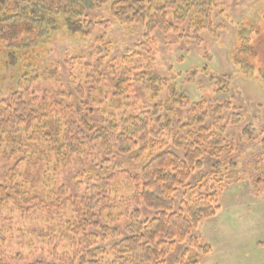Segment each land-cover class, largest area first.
<instances>
[{"label": "trees", "instance_id": "obj_1", "mask_svg": "<svg viewBox=\"0 0 264 264\" xmlns=\"http://www.w3.org/2000/svg\"><path fill=\"white\" fill-rule=\"evenodd\" d=\"M220 1L0 0V92L7 93L0 98V145L10 152H30L24 161L26 168L17 172L21 183L0 185V217L7 207L25 211L24 206H34L36 196L30 191H35L45 174L40 163L51 162L54 171L77 163L82 170L76 177L86 178L83 188L78 186L80 181L76 184V193L68 192L65 184L54 191L65 197L57 207L66 204L70 208L56 228V241L48 238L53 246L46 253L54 262L44 255L27 264H101L99 257L105 248L96 244L100 236L113 239L110 248L117 258L108 264H164L167 253L181 243L188 248L176 264H198L191 249L209 251L193 231L218 210V194L211 175L196 182L198 194L186 189L187 180L201 167L205 153L217 160L215 175L221 164L219 154L227 148L228 125L240 123V115L228 100L192 102L172 86L157 96L167 79L146 69L155 59V31L168 34L186 25L195 33L187 37L198 39L197 33L205 31L218 38L213 15ZM100 8L108 9L109 19L88 17ZM114 23L141 26V39L120 56L110 57L109 42L105 32L101 33L86 58L64 56L69 80L58 66L44 67L50 41L60 33L86 38ZM252 29L238 28L235 63L241 62L238 54L247 48ZM241 68L247 73L251 66L243 63ZM209 76L218 85L226 81L220 75ZM137 82L152 93L148 105L138 100ZM6 83L10 86L2 91ZM241 134L249 140L259 139L264 156V128L258 131L252 124H244ZM123 157L132 159L134 165L140 163V172L128 171L118 161ZM88 162L93 165L85 167ZM97 162L103 174L96 173ZM120 175L130 189L126 196H118L112 189V181ZM253 185L264 187V178L255 177ZM179 188H184L181 206L174 211L173 195ZM111 199H116L115 204L142 205L153 215L142 218L138 209L125 210L121 214L125 222L120 215L111 225L99 222L97 212L110 207ZM120 222L123 225L118 229ZM35 236L42 237L41 232ZM66 238L67 243L63 242ZM58 246L66 251L58 252ZM15 259H22L19 253L8 256L0 246V264Z\"/></svg>", "mask_w": 264, "mask_h": 264}, {"label": "rangeland", "instance_id": "obj_2", "mask_svg": "<svg viewBox=\"0 0 264 264\" xmlns=\"http://www.w3.org/2000/svg\"><path fill=\"white\" fill-rule=\"evenodd\" d=\"M214 12L218 38H212L205 31L197 33L198 39L187 37L195 33L186 25L181 30L179 28L177 32L168 34L155 31V59L149 61L151 63L146 72L167 79L165 86L156 92L157 96L161 97L172 86L177 94L185 95L192 102L228 100L240 115V123L228 125L227 148L219 154L221 164L215 175L212 172L215 171L214 163L217 160L205 153L201 167L195 169L187 180L186 189H193L198 194L199 191L194 186L196 182L204 175H211V185H214L213 190L218 194L219 205L218 210L203 219L193 231L201 245L209 246V251L198 253L191 249L190 252L196 255L198 264H264V187L253 185L255 177L264 178V156L259 139L249 140L241 134L244 124H252L258 131L264 128V0H221L219 9ZM88 17L92 20L109 19L108 9L94 10ZM243 26L253 29L248 34L247 48L238 54L241 62L235 63L233 50L237 46V31ZM104 32L111 50L107 53H110V57H118L141 39L143 29L141 26L124 27L114 23L107 30L96 29L86 38H71L64 32L60 33L50 41L44 67L58 66L64 79L69 80L67 73L70 72L63 66L64 56L86 58L94 39ZM243 63L251 66L249 72H243ZM72 73L77 75L75 71ZM210 74L223 76L226 81L222 80L218 85L215 77L210 78ZM9 84H4L2 91L7 90ZM135 93L139 102L149 104L147 102L152 93L142 83L135 84ZM6 94L0 92V98L7 97ZM29 154L30 152H10L5 145H0V185L9 186L12 181L21 183L17 172L26 168L24 161L29 159ZM40 157L44 158L43 155ZM129 160L132 159L123 157L118 161L131 173H139L141 164L134 165ZM92 163H86L85 167L92 166ZM40 164L45 167V174L36 183L35 191H30L36 196L32 204L34 206H24L25 211L15 206L7 207L0 217V246L8 256L19 253L22 258L15 259L10 264H27L47 256L46 252L52 250L53 246L52 243H47L48 238H52V242L56 241V228L63 224L70 211L66 204L60 205L61 208L57 207L65 197L54 193L56 187L65 184L68 192L76 193V184L80 181L78 186L83 188L86 183V178L79 180L76 177L82 170L77 163L56 171L51 162ZM95 168L96 173L103 174L99 162ZM123 178L120 175L112 181L113 192L118 196L130 193ZM217 180H220L219 184ZM183 192L184 188H179L173 195L174 211L181 206ZM114 200L116 199H111L108 205L110 207L97 212L99 222L111 225L119 215V219L125 222L121 215L125 210L138 209L142 218L153 215L152 211L142 205L136 206L132 202L115 204ZM36 203L38 206H35ZM50 203L56 205L51 207ZM122 225V222L118 223V229ZM35 232H41L42 237H36ZM112 240L109 237L102 239L100 236L96 243L105 248L99 257L101 264H108L117 258L110 248ZM63 242L67 243V238ZM185 248H188L186 243L175 245L167 253L164 264H176ZM57 251L62 253L66 250L58 246ZM46 258L54 262L51 255Z\"/></svg>", "mask_w": 264, "mask_h": 264}]
</instances>
